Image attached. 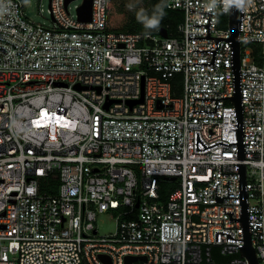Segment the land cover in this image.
<instances>
[{"label":"built area","instance_id":"obj_1","mask_svg":"<svg viewBox=\"0 0 264 264\" xmlns=\"http://www.w3.org/2000/svg\"><path fill=\"white\" fill-rule=\"evenodd\" d=\"M73 1L50 0L49 27L0 0V264H248L241 166L264 264V0H238L241 122L230 0H167V37L109 29L110 0L83 21Z\"/></svg>","mask_w":264,"mask_h":264},{"label":"water","instance_id":"obj_2","mask_svg":"<svg viewBox=\"0 0 264 264\" xmlns=\"http://www.w3.org/2000/svg\"><path fill=\"white\" fill-rule=\"evenodd\" d=\"M71 0H66V4ZM231 2V9L228 14V29L231 32V41H232V48H233V73H234V82H235V93L231 99L232 104L235 106L237 110V115L239 122H241L242 118V107H241V97L239 92V70H240V52H241V44L239 41V9H238V0L237 2ZM79 16L80 19L83 21H89L91 17V0H85L83 5L79 9ZM159 34L162 37H167L168 32L165 28L159 29ZM143 100V85H142V97L136 102H142ZM240 189H241V217L240 222L243 229L244 234V245L241 249V256L244 257L248 264H259L258 258L256 256L255 249L251 243V235L249 232L248 227V220H247V194L244 191L245 185V167H240ZM167 180H175L174 177H166ZM138 206V204L136 205ZM136 258L128 257L126 259V264H130Z\"/></svg>","mask_w":264,"mask_h":264},{"label":"trees","instance_id":"obj_3","mask_svg":"<svg viewBox=\"0 0 264 264\" xmlns=\"http://www.w3.org/2000/svg\"><path fill=\"white\" fill-rule=\"evenodd\" d=\"M167 0H141L144 5V11L142 13L137 12L131 16L129 21L122 26V28H116L118 31L127 33L144 32L157 35L160 28H165L169 35L175 34L178 24L182 19V15L177 10L168 9L166 6ZM161 9L163 15H161ZM152 19H158L159 23L156 26H152L150 21ZM227 18L224 16L221 18V26H226ZM179 76L173 80V93L177 87H179ZM175 81V83H174ZM177 187V181L167 180L162 178L158 184L159 201L167 200L169 194ZM55 183L52 184V188H48L47 192L51 194L56 193ZM219 262V259H217Z\"/></svg>","mask_w":264,"mask_h":264},{"label":"rangeland","instance_id":"obj_4","mask_svg":"<svg viewBox=\"0 0 264 264\" xmlns=\"http://www.w3.org/2000/svg\"><path fill=\"white\" fill-rule=\"evenodd\" d=\"M25 15L33 23L44 26H52L50 14V0H25ZM82 0H75L70 3V13H76V6L80 5ZM144 5L141 0H110V9L108 12L107 25L109 29L122 28L133 14L142 13ZM174 95L181 96L177 91ZM100 235H107L115 230V220L109 214H99L95 222Z\"/></svg>","mask_w":264,"mask_h":264},{"label":"clouds","instance_id":"obj_5","mask_svg":"<svg viewBox=\"0 0 264 264\" xmlns=\"http://www.w3.org/2000/svg\"><path fill=\"white\" fill-rule=\"evenodd\" d=\"M232 2H237V0H232ZM239 6V5H238ZM161 15H163V11H162V9H161ZM158 23H159V20L158 19H152L151 21H150V24L152 25V26H156V25H158Z\"/></svg>","mask_w":264,"mask_h":264}]
</instances>
